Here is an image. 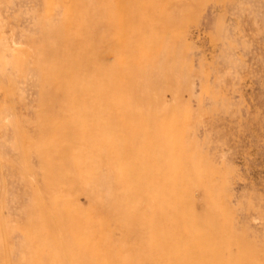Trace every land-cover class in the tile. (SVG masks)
<instances>
[{
  "label": "rangeland",
  "instance_id": "rangeland-1",
  "mask_svg": "<svg viewBox=\"0 0 264 264\" xmlns=\"http://www.w3.org/2000/svg\"><path fill=\"white\" fill-rule=\"evenodd\" d=\"M0 264H264V0H0Z\"/></svg>",
  "mask_w": 264,
  "mask_h": 264
}]
</instances>
